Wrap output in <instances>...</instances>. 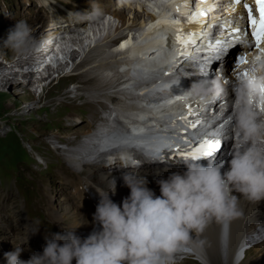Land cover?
I'll return each mask as SVG.
<instances>
[{
  "label": "clouds",
  "instance_id": "1",
  "mask_svg": "<svg viewBox=\"0 0 264 264\" xmlns=\"http://www.w3.org/2000/svg\"><path fill=\"white\" fill-rule=\"evenodd\" d=\"M4 46L18 53H26L40 46L32 36L25 20H19L2 41ZM173 53H162L160 64H171ZM177 81L164 83L162 90H171ZM264 59L254 60L249 75L233 89V124L220 133L230 144V160L218 162L208 157L207 164L200 159H187L186 170L172 173L156 181L160 195L147 187L148 181L135 171L122 175L130 194L121 204L114 202L109 192H116V180L107 181L105 188H96L99 201L93 221L100 230L87 237L76 235V229H67L45 236L43 252L29 259H20L23 249L13 243V250L4 253L7 264H168L171 257L183 250L193 233L201 232L212 218L228 219L239 216L237 195L257 204L264 200ZM219 78L194 81L190 88L178 95L181 100H195L208 104L224 93ZM121 143H127L121 142ZM110 147H115L111 145ZM171 145L159 141L145 152V159L163 161L162 153ZM103 145L101 152L107 151ZM99 161H89L95 163ZM227 163V170L225 164ZM104 167L111 174L112 165ZM122 169L128 165L121 164ZM224 170V171H222ZM106 179V177H102ZM36 232V231H35ZM27 241V235L21 242ZM21 244V243H20Z\"/></svg>",
  "mask_w": 264,
  "mask_h": 264
},
{
  "label": "rangeland",
  "instance_id": "2",
  "mask_svg": "<svg viewBox=\"0 0 264 264\" xmlns=\"http://www.w3.org/2000/svg\"><path fill=\"white\" fill-rule=\"evenodd\" d=\"M74 1L68 0L67 4L70 5ZM40 15L41 8L37 0H0V54H2V56L0 55V65H2L0 71L5 73L4 76H0V175L12 172L10 179L3 186H0V225L8 221L17 220L19 211L25 210L32 216L30 206L26 200V192L22 189L23 184L18 176L22 178L23 187L27 190V193L36 194L40 202L44 203L47 187L53 186L57 180L56 175L52 173L53 171L48 172L51 166L46 163L50 160L44 157L50 151V145H48L47 140H50L51 137L55 138L56 135L57 137L66 135V130L62 128L65 125L67 111L79 98H82L80 104H84L81 109L85 114L84 117L89 119L93 114V110L88 106L87 95L88 93L99 95L101 91L97 88L102 87V84L95 85L96 81L91 80L96 75L97 69L93 71L94 69L90 68L94 65H89L83 69V80L86 81L85 76L89 74L90 81H93L92 85L90 86L89 83L83 82L81 87L82 95L79 91L74 94H64L65 92L61 89L64 78L57 82L58 71L55 67L49 66L51 70L48 73L44 69L38 70L39 64L31 62L30 56L39 47L23 53L22 61H17V63L9 61L6 56L12 57L14 53L18 55V52L4 46L2 42L9 33L7 24L16 18L25 19L32 23L31 27L34 30L32 36L36 37V40L41 42V45L44 43L42 39L46 35L39 27L34 25ZM141 15L142 13H139L136 20H141ZM117 23L118 19L115 17L107 23L102 22L98 25V31L91 33V36L94 38L111 33ZM88 51L83 52L86 58L90 55ZM87 53H89L88 56ZM106 54H108L107 51ZM111 55H113L112 51L109 52V56ZM106 62L107 59L104 58L98 63L99 65H95L105 69L107 65H104V63ZM30 67L33 68V72ZM27 70L31 71L32 77H28L27 73H25ZM11 73L14 79H10L12 77L9 76ZM29 78L30 81L28 80ZM104 78H107V75H104ZM40 79H43V81L38 83ZM29 86L32 92L29 91ZM96 90L98 92L93 93ZM45 93L48 95L54 94V96H52L51 100L46 99L48 102L40 107L39 105H43L46 101L42 100V95ZM66 95L67 97H64ZM65 98L71 100V102L64 101ZM98 105L100 106V104H97L95 108ZM83 122L80 125L85 124ZM71 133L75 134L72 131ZM22 141H25L27 148H24ZM39 155L41 162L37 158ZM33 223L36 229L40 228L36 219H33ZM3 231V227L0 226V232ZM259 250V248L252 250V254L249 257H255ZM212 256L215 257L212 258ZM217 256L216 252L212 253L210 264H220V262L221 264H232L231 259H226L227 262L222 255L220 256V262H218ZM263 256L262 253L257 257L260 259L259 264H263ZM241 259L243 260L244 258L241 257L240 261ZM199 260L203 264H208L201 258Z\"/></svg>",
  "mask_w": 264,
  "mask_h": 264
},
{
  "label": "bare ground",
  "instance_id": "3",
  "mask_svg": "<svg viewBox=\"0 0 264 264\" xmlns=\"http://www.w3.org/2000/svg\"><path fill=\"white\" fill-rule=\"evenodd\" d=\"M150 10L152 11L151 14L147 12L141 15L142 21L140 23L139 29L138 30L133 29L130 35L129 36L127 35L124 38V41L121 43L120 46L121 50L112 51L113 55L111 56L114 57L112 62H115L117 64L124 62L125 65L130 67L132 74L130 72H125L124 75L123 73L115 69V77H110L107 75V78H104V75L95 73L96 75L93 76L91 80H95L97 82V84L96 82L94 83L95 85L102 84V87L97 89L104 90L109 87H112L114 79L121 78L123 75L125 76V78H127V80H130L132 82H146L151 78V76L153 80L156 74L155 60L158 58V55L157 52H155L152 55L151 52L152 39H156L158 35L166 33V28L170 24L177 22L181 18V13H178V18H176L177 15L175 14L176 13L175 0H154L150 4ZM124 15H125L124 10L118 9L114 16L115 18L117 17L118 19L123 20L126 23H131V25H136L139 22L138 19L136 20V17L138 15L134 19L125 18ZM125 26L129 27L128 24ZM31 29H32V34H34V30L32 27ZM107 37L109 36H106L105 38ZM105 42L107 44H110V39L109 38L105 39ZM84 44L85 41H78L77 47L81 48L82 52L84 51L87 52V49L84 47ZM102 45L103 44H101L100 48H102ZM109 52H111V50L107 51L108 54H106L105 52L104 53L105 56L108 57ZM35 53L36 52L34 51L32 53V56H30L31 62L33 61ZM88 54L89 53H87V56ZM0 55L2 56V54ZM23 56H24L23 53H18V55L14 53L12 57L9 56L6 57L9 59V61L11 62L14 61L17 63V61L23 60ZM45 58H46L45 62L47 60H53V56L51 53L45 55ZM98 65H94L90 69H94L93 71H95ZM104 65H107L105 69L111 68V61L107 59V62L104 63ZM144 67H146L147 69L146 72L143 70ZM1 68L2 65H0V70ZM31 69H32L31 71L33 72V68ZM44 70H46L49 73L51 68L49 66H45ZM31 71L26 72L28 77L30 76L32 77ZM236 72L237 70H234L232 74L235 75ZM4 75L5 73L0 71V76H4ZM9 76H12L10 77V79H14L12 73ZM85 78L86 81L87 80L90 81L89 74H87ZM43 79H40L38 83L42 82ZM28 80L30 81V78ZM127 80L123 81L122 84L123 85L129 84ZM29 91L32 92L30 86H29ZM124 92L127 96L134 99L133 103L130 106L123 109V111L121 112L123 119L125 121H128L132 127V133H131L132 136H142L145 134L152 133V130L155 128L160 129L165 127L167 125V122L163 119V114L166 111L170 110L171 108L175 107L181 101V99L177 98L178 96L175 97L164 96L162 98H157L151 101L152 98L150 97V95H154L155 93V88L152 85L146 88V90H143L141 93H138L135 90V84H134L131 86L130 89L125 90ZM102 95L104 99H108V100L114 99V97H116V94L112 92H103ZM88 104H90L92 107H95L97 105V103L93 100L89 101ZM142 117H144L143 121H142ZM119 123L120 126L116 128L110 135V140L127 141L130 138V135L129 133H127V129L124 126V124L121 122ZM74 125L76 124H72V126ZM135 125H137L136 128H134ZM75 128H82V126L80 125ZM237 197L239 198L238 200V211L240 212L239 216H235L228 219L212 218L206 223L204 229L201 232H198V235L193 234L192 236L194 239L192 244L194 250L200 257L205 258L206 261L209 263H211L212 253L216 252L218 254V256L216 257L218 262H220V258H221L220 256L222 255L225 261L231 259L232 264H236L235 257L238 251L243 247V243L247 235V228L249 226L250 221L251 220L259 221L264 218V211L260 202L255 204L241 196L237 195ZM63 208L64 210H70L72 213L76 214V209L72 208L71 205H65ZM227 222L229 224H227ZM225 235L228 236V240L225 238ZM224 241H226L227 244ZM262 253L264 255V251ZM219 254L221 255L219 256ZM213 257L215 256H212V258ZM20 259L27 260V258H25L23 255L20 256ZM259 263H260V259L258 258L248 262V264H259ZM0 264H7L6 260L4 259V255H2V258H0Z\"/></svg>",
  "mask_w": 264,
  "mask_h": 264
},
{
  "label": "snow or ice",
  "instance_id": "4",
  "mask_svg": "<svg viewBox=\"0 0 264 264\" xmlns=\"http://www.w3.org/2000/svg\"><path fill=\"white\" fill-rule=\"evenodd\" d=\"M236 2L240 3V0H236ZM255 5H256V9L259 13V17H258V19L257 18L251 19V25L254 29V31H252V33H251V36L254 37V41H255L253 46L256 49H258L259 53H260V55H257L255 57V60L260 61L262 58H264V47H261V45L264 44V0H255ZM185 7H187V5H185ZM245 8L248 9V13H249V15H251L252 9L249 8L248 5H245ZM200 15H203V13H201ZM176 31L178 33H180L181 29H176ZM236 31H239V29H236ZM176 40H177V43H179L181 45H184L186 43V40L181 35H177ZM191 43L194 44L195 40L193 39L191 41ZM170 46H171V42H169V47ZM186 58H187V53L185 52L182 59H186ZM245 62L246 61H245L244 56L241 55L238 58L237 63L238 64H244ZM176 70H178V69H176ZM246 76H247V74H243V76L241 78H244ZM260 90L262 93H264V86H261ZM187 111L190 114H195V110L192 108L191 102H189V104L187 106ZM178 119L185 122L188 127H191V128L196 127V122L195 121H189L188 117H179ZM122 142H126V140L122 141ZM189 143H191V142H189ZM221 148H222V143L220 140L205 139V140H203L202 143L192 144L188 148L178 146L177 148L170 149L169 151L179 155L180 157H182L184 159H202V158L212 157L215 153L220 151Z\"/></svg>",
  "mask_w": 264,
  "mask_h": 264
}]
</instances>
